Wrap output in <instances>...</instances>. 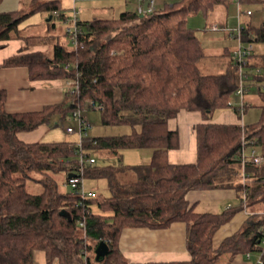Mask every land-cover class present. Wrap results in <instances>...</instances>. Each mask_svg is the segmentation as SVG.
Segmentation results:
<instances>
[{"label": "trees", "instance_id": "obj_1", "mask_svg": "<svg viewBox=\"0 0 264 264\" xmlns=\"http://www.w3.org/2000/svg\"><path fill=\"white\" fill-rule=\"evenodd\" d=\"M230 1L180 0L144 14L123 11L113 19L77 20L83 47L67 49L56 42L49 52L21 51L2 61L0 67H26L31 80L73 79L79 74V88L73 94L65 90L59 104L27 113H8L6 92L0 89V264H33L35 251L45 254V264H125L118 249L123 229H159L173 222L186 226L189 259L146 264H215L224 256L232 259L260 250L264 165L245 164L243 180L239 154L242 135L264 151V91L257 90L260 114L255 123L210 122L215 111L229 107L227 100L239 76L231 52L216 56L228 57L221 73L202 74L198 64L206 55L195 30L186 24L190 15L206 17ZM237 1L245 6L264 4V0ZM38 10L56 11L58 18H64L55 2L26 14L0 13V48L2 42L24 38L19 24ZM25 40L37 42L39 37ZM241 40L264 44V21L257 27L241 26ZM248 62L264 72V53L255 51ZM255 80L264 82V73ZM85 99L101 107L102 125H128L131 132L86 135L81 148L74 141L24 143L17 138L20 132L49 124L54 116H70L84 107ZM182 110L200 112L203 120L195 126L196 161L171 164L168 151L177 149L179 139L168 121ZM128 149H150V161L99 166L95 160L84 169V179L107 182L108 197L82 198L58 190L54 175L73 174L81 155ZM27 182L37 184L39 192H28ZM216 189H233L239 204L220 213L197 212L186 199L190 191ZM95 205L99 212H92ZM255 205L261 213H252L236 232L214 244L223 225ZM100 241L109 251L95 261L94 248Z\"/></svg>", "mask_w": 264, "mask_h": 264}, {"label": "crops", "instance_id": "obj_2", "mask_svg": "<svg viewBox=\"0 0 264 264\" xmlns=\"http://www.w3.org/2000/svg\"><path fill=\"white\" fill-rule=\"evenodd\" d=\"M158 1L159 7L162 8L164 4H166L167 0ZM47 2H55L59 10L60 6H62L63 0H0V13L18 11L22 14H26L31 12L33 8H36ZM74 2H76V0H74ZM231 3H235L236 5V14L233 12H228V7ZM229 4V6H216L209 13V17L211 19L209 30L210 26L212 25H217L221 28L228 29H234L239 25H251L248 19H246L248 23L242 24L241 19L239 18L240 16L237 17L238 11L240 9V4L237 0H231ZM137 5H135L136 8ZM60 10L59 12L63 13L62 9ZM229 14L230 16H228ZM251 15L246 16L250 17ZM30 16L38 17L35 18V21L29 19L33 22L31 25L38 26L40 21L50 22L54 15H52V12L49 13L38 10L31 13ZM49 17L50 20H48ZM53 27L55 29L54 24ZM19 29H22L20 24ZM50 29V25L47 23L43 29V31L46 32V35H29L24 36V38L21 39H13L2 42L0 48V64L4 59L16 55L21 51L23 53L49 52L51 46L53 45V36L48 35ZM25 37H39V41H29L26 43ZM228 38L236 43V40L233 36L228 34ZM223 48L224 49L222 50V53H230L233 49V47L231 49H226V47ZM0 89L5 90L6 92L5 110L8 113H27L37 112L42 110V108L45 106L61 103L66 86L65 79L31 80L29 78L28 69L23 66H17L6 68L0 67ZM54 118L55 116L52 119ZM241 118L242 117H238L234 111H228L219 113L216 118L210 122L219 124H237L243 126L244 123L242 122ZM202 121L203 120L200 112H188L184 110L180 111L175 118H172L168 121V128L175 130L179 139V145L177 149L168 151L169 163L188 164L194 163L196 161L195 126ZM48 134L52 136V134L49 133L47 126L42 125L32 131L18 133L17 138L24 143H35L42 142V138ZM204 193H206L205 196H208L209 198H224L225 204H227L223 207L225 209L231 206V202L229 201L233 197L237 196L233 189L190 191L186 194V199L189 205L193 206L194 210L197 212H221L219 211L220 209L217 211H199L196 208L199 199L198 196ZM257 212L259 214L261 213V210L258 209ZM252 213L253 212L248 208H244L240 212L236 213L227 224L223 225L215 233L213 239L214 244H218L225 237H228L236 232ZM185 234L186 226L183 222H173L167 227L159 229H150L148 227H128L123 229L121 232L118 242V249L123 259L126 261L125 264H146L150 262L188 260L189 254L185 247ZM251 255L252 254H250V256L247 258L246 254H237L232 259H228L227 257H225V259L228 264H253L251 261ZM33 264H45V254L42 251L34 252Z\"/></svg>", "mask_w": 264, "mask_h": 264}, {"label": "rangeland", "instance_id": "obj_3", "mask_svg": "<svg viewBox=\"0 0 264 264\" xmlns=\"http://www.w3.org/2000/svg\"><path fill=\"white\" fill-rule=\"evenodd\" d=\"M180 0H167V5H172ZM137 5V0L135 4V0H63L62 9L64 13V18H58L53 16V19L50 22L40 21L38 26L31 25L32 21H35L37 16H28L21 23V35L29 36V35H46V32L43 31L44 27L48 23L55 25V29L51 27L49 36H53V43L58 42L62 46L67 49L72 48V44L69 41V37L66 34V28L71 26V22H73L74 17L80 21H89L96 18H104V19H113L116 18L119 13L122 11H135ZM230 5V6H229ZM227 6L228 12H233L236 14L237 8L235 3H231ZM159 1L157 0L155 4V10L160 9ZM59 9V10H60ZM250 9L252 15L247 17L244 13L245 10ZM61 11V10H60ZM240 19L241 23H248L246 19L250 21V24L257 27L262 21H264V4L255 5V6H245L240 5ZM230 16V14L228 15ZM30 19V20H29ZM28 20V21H27ZM246 21V22H245ZM187 26L191 29L195 30V34L200 41L205 58L202 59L200 64H198V68L202 74H219L221 73L226 64L228 62V57H216L222 53L223 47L226 49H231L236 46V43L231 41L228 38V33L222 30L220 31H211L209 30V25L211 24V19L208 16L203 17L201 14L190 15L187 18L186 22ZM221 28V27H220ZM52 40V38H51ZM254 49L256 54L264 53V44H254ZM215 56V57H214ZM255 84V83H253ZM87 99H85L83 105H85L82 109V116H84L87 120L86 126V134L89 137H101V136H121L126 135L131 132V127L128 125H102L100 122V113L98 110L90 109L89 103H87ZM246 111L242 116V122L244 125L255 123L260 114L259 104L260 98L257 92L256 85H252L249 89V92L244 96L243 99ZM233 112V109L228 107L224 109L217 110L213 113L210 121H213L216 116L221 112ZM56 122V123H54ZM49 129V134L42 138V142H61V141H79V136L77 134V124L71 118V116H66L65 118H61L60 116H55L54 119L51 120L49 124L46 125ZM71 127L74 128L75 132L73 134H69L66 132V128ZM249 150H247L248 154ZM91 155L96 160V165L105 166V165H113L116 166L118 164L123 165H138L145 164L150 161L151 151L150 149H128V150H120L116 154L110 153L107 150H96L91 153ZM54 179L57 185L58 190L61 193H71V189L67 184V173L59 172L54 175ZM83 190L93 191L97 193L98 197L104 198L110 195V192L107 188V182L104 179H84L83 180ZM26 190L31 193L39 192L40 187L33 183H26ZM206 193L200 194L198 196V204L197 209L200 211H219L223 212L225 208L224 198H215L205 196ZM229 202H231V206L238 205L240 200L239 197H233ZM262 209L255 205L250 211L253 214H258L257 210ZM92 212H99L97 206L91 207ZM261 256V252L257 251L251 255V261L253 264H256L258 258ZM226 256L219 259L216 264H228L225 259Z\"/></svg>", "mask_w": 264, "mask_h": 264}, {"label": "built area", "instance_id": "obj_4", "mask_svg": "<svg viewBox=\"0 0 264 264\" xmlns=\"http://www.w3.org/2000/svg\"><path fill=\"white\" fill-rule=\"evenodd\" d=\"M138 5L136 8L137 14H144L146 12H152L155 9L156 0H137ZM147 3V7L144 9V4ZM245 15H251L250 10L244 12ZM52 15L58 17V12L53 11ZM240 16V11H238L237 17ZM211 31H226L230 36H233L236 40V46L231 51V60L235 65L238 72V86L236 90L228 97L227 105L233 109L235 114L238 117H242L244 114L245 103L243 101L244 96L249 92V89L252 85H256L257 90L264 91V82H259L255 80V77L261 75L262 69L260 67H251L249 66L248 58L251 54L254 53V43L252 42H243L241 40V26H237L234 29L220 28L217 25L210 26ZM66 34L69 37V41L72 44V48L77 49L83 47V42L79 39L81 30L77 25V19L74 17L71 26L66 28ZM65 68H70L69 64H65ZM79 74H76V77L73 79H65L66 90L70 94L76 93L79 88L78 82ZM255 83V84H253ZM88 107H92L95 110H100L101 107L94 104L91 100H88ZM85 106V105H84ZM83 109V108H82ZM82 109L75 110L70 116L74 122L77 124V134L80 137L79 141L76 142V146L81 148V142L83 137L86 134L87 120L82 116ZM84 110V109H83ZM66 132L73 134L75 132L74 128L67 127ZM247 150H249L247 154ZM239 160L242 167V177L244 180V171L243 167L245 164L250 163L257 166L264 165V151H260L255 145L254 141L246 140L245 136H241V151L239 154ZM95 163V158L93 156L81 155L78 159V170L73 172L71 177H67V184L72 190L73 193L80 195L82 198H92L96 196V193L93 191H84L83 190V173L85 167H92ZM83 223H80V226ZM260 234V250L261 256L258 258L256 264H264V227H260L258 230ZM247 258L250 256L249 253H246Z\"/></svg>", "mask_w": 264, "mask_h": 264}, {"label": "water", "instance_id": "obj_5", "mask_svg": "<svg viewBox=\"0 0 264 264\" xmlns=\"http://www.w3.org/2000/svg\"><path fill=\"white\" fill-rule=\"evenodd\" d=\"M147 7V3L144 4V9ZM48 20H50V17L48 18ZM72 174L71 173H68L67 174V177H71ZM61 214L65 215L66 217H68V214L61 211L60 212ZM109 249H108V245L105 241H100L97 243V245L95 246L94 248V258H95V261H99L101 259H103L107 253H108Z\"/></svg>", "mask_w": 264, "mask_h": 264}]
</instances>
